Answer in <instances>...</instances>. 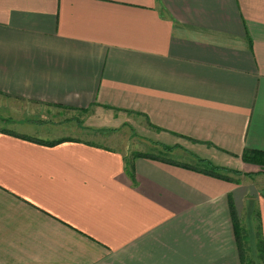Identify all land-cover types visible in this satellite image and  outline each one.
Here are the masks:
<instances>
[{
    "label": "crops",
    "instance_id": "0c3cea01",
    "mask_svg": "<svg viewBox=\"0 0 264 264\" xmlns=\"http://www.w3.org/2000/svg\"><path fill=\"white\" fill-rule=\"evenodd\" d=\"M34 103L136 115L199 162L29 134ZM5 120L24 131L0 128V264H264L242 158L264 151V0H0Z\"/></svg>",
    "mask_w": 264,
    "mask_h": 264
},
{
    "label": "rangeland",
    "instance_id": "374dc122",
    "mask_svg": "<svg viewBox=\"0 0 264 264\" xmlns=\"http://www.w3.org/2000/svg\"><path fill=\"white\" fill-rule=\"evenodd\" d=\"M21 107L26 108L25 116H27V113L34 112V117L27 119V124H31V126L34 128L27 129V133L29 134L33 133V135L46 138L62 136L76 137L77 135H81V137H87L88 133L86 132L90 131L95 132L94 134H90L92 137L97 133L100 134V138L102 139H111L112 142L107 144L118 149H129L132 152L142 150L149 154H154L160 157L186 159L194 161L195 163L199 162V160H196V158L188 154L179 156L177 153L164 152L162 148L153 142L154 140L156 141L159 139L155 136L153 130L143 131V129L145 130V127L143 126L145 122L143 123V121H140V118L138 119V117L133 114L105 110L104 108L97 106H94V108L89 110L78 111L67 109L63 110L54 106L35 103L22 105ZM16 123V121L11 122V120H5L4 122L0 121V128L4 129L9 126V128L12 129H23L22 126ZM9 128L7 129L9 130ZM80 130H83L82 132L84 133L82 134ZM99 141L100 140H98V142ZM130 155L132 158L134 153H131ZM254 165L258 166L257 173L264 171V165ZM229 169V172L234 170L236 176L237 174L241 173L240 170L232 168ZM242 174L243 176L250 175V173L244 175V172ZM261 178H263V176L259 177V179ZM260 262L261 260H256L255 263L254 261L252 262V259H247L245 264H261Z\"/></svg>",
    "mask_w": 264,
    "mask_h": 264
},
{
    "label": "trees",
    "instance_id": "16d2710c",
    "mask_svg": "<svg viewBox=\"0 0 264 264\" xmlns=\"http://www.w3.org/2000/svg\"><path fill=\"white\" fill-rule=\"evenodd\" d=\"M65 139H67V138H65ZM59 141H62V140L47 141L45 143L55 144V143H58ZM133 153H134V156H133L134 158L138 157V156H145V157L154 158V155L146 153V152L135 151ZM242 158L246 162L256 163V164H259V165H264V151H260V150H246L243 153ZM132 169H133V167H131L130 174L133 177ZM229 170L230 169H228V168H222L220 166H215V165H212V164L208 163V164H205V170L204 171H206L209 174L214 175L216 177L230 179L226 175L222 174V173H226V172L228 173ZM236 235H237V237H240V235H241V229L238 226H236ZM259 247L261 249L262 257H264V247H263V242L262 241H259Z\"/></svg>",
    "mask_w": 264,
    "mask_h": 264
}]
</instances>
